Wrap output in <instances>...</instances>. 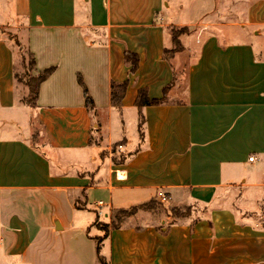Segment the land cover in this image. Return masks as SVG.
Here are the masks:
<instances>
[{
  "label": "crops",
  "instance_id": "obj_1",
  "mask_svg": "<svg viewBox=\"0 0 264 264\" xmlns=\"http://www.w3.org/2000/svg\"><path fill=\"white\" fill-rule=\"evenodd\" d=\"M261 29L264 0H0V264H264ZM161 192L188 213L112 226Z\"/></svg>",
  "mask_w": 264,
  "mask_h": 264
},
{
  "label": "trees",
  "instance_id": "obj_2",
  "mask_svg": "<svg viewBox=\"0 0 264 264\" xmlns=\"http://www.w3.org/2000/svg\"><path fill=\"white\" fill-rule=\"evenodd\" d=\"M174 29H177V28H174ZM180 29L189 30L188 27H181ZM174 31H176V30H174ZM174 31H173V42H174L175 46L173 48H171V49H167L166 50L165 54H166L167 57L173 55L176 51H179L182 48L180 36L182 34H184V33L182 31L180 34H176V32H174ZM178 44H179V47L176 46ZM129 60L133 61V66L134 67L137 66L136 57H134V59H133V57H128L127 56V61H129ZM32 63H33L32 65H34V58L33 57H32ZM53 70H54L53 67L47 68L42 73L36 75L35 77H31L29 79V81L26 82V84L29 87V94L25 98V101L27 103L34 104L36 102V98L38 96L39 87H40L41 83L48 78V76L52 73ZM80 82L83 84L81 78H80ZM126 87H127L126 83L113 84V86H112V101H113V103L116 106L121 105V101H122V98H123V96L125 94ZM85 96H86V104H87V106L89 108H93L94 107V102H93L92 98L89 96L86 88H85ZM161 102H162V100H160V99H157V100L150 99L148 97L147 91L144 90V89L140 91L138 99H137V104H138L139 107H144V106L149 105V104H157V103H161ZM141 126H142V124H141ZM151 203H157V201L156 200H152L149 203H145V204H141V205H138V206H134V207H132L129 210H119L118 212H120V214L125 212V215L127 216V215H130V214H133L134 212H136L139 209L149 207V205ZM187 209L189 211V208H187ZM188 211L186 213H188ZM117 219L120 222L122 220V217L121 218L117 217ZM119 222L113 223L112 226H114V227L118 226ZM105 235H107V232H106ZM100 242H101V240H99L98 244H97L98 251L100 249ZM101 264H107V263L104 260H102V258H101Z\"/></svg>",
  "mask_w": 264,
  "mask_h": 264
},
{
  "label": "rangeland",
  "instance_id": "obj_3",
  "mask_svg": "<svg viewBox=\"0 0 264 264\" xmlns=\"http://www.w3.org/2000/svg\"><path fill=\"white\" fill-rule=\"evenodd\" d=\"M176 28L177 29L173 28L172 34H173L174 30H176V31H174V32H176V34H180L182 31H183L184 34L189 33V30L180 29L181 27H176ZM221 35L223 36L224 33L222 34V32H221ZM258 35L261 36L258 39V46L261 49V53L264 54V29H261L258 32ZM20 44H22V43L19 42L18 45H20ZM174 46H175V44L173 42V46L172 47H174ZM176 46L179 47V44L176 45ZM22 55H23L22 59L24 61V64H22V63L19 64V66H18L19 72L18 73H19V77H20V79L22 81L28 82L31 77H35L36 76V74L34 72V69H33L34 65H32L33 64L32 63V56L26 49H24L22 51ZM136 131H137V126H134L133 128L132 127L130 128V132L132 133L131 135L135 134ZM115 136H116V134H115ZM118 137L119 136H116L115 139H117ZM169 203H170L169 201L165 202V203H161V205L151 203L150 207L156 208L158 210V213H161V214L162 213H166L167 215H170L172 217H178L179 215H183V214H185L188 211L186 206H183L184 204H181V206H177V207H174V206L168 207ZM125 216H126L125 212L121 213V214H120V212H115L114 213V221H113V223L119 222L117 217L118 218L122 217V219H123ZM99 226L102 227V228H107L108 225L105 224V223H99ZM93 233H96V231L93 230Z\"/></svg>",
  "mask_w": 264,
  "mask_h": 264
},
{
  "label": "built area",
  "instance_id": "obj_4",
  "mask_svg": "<svg viewBox=\"0 0 264 264\" xmlns=\"http://www.w3.org/2000/svg\"><path fill=\"white\" fill-rule=\"evenodd\" d=\"M118 147H119L120 150H123V145L120 144ZM253 159H254V157L251 156V157H250V160H253ZM159 199H160L163 203L169 201V197H168L167 194L164 193V192L159 193ZM102 203H103V202L100 201L99 204H102Z\"/></svg>",
  "mask_w": 264,
  "mask_h": 264
}]
</instances>
